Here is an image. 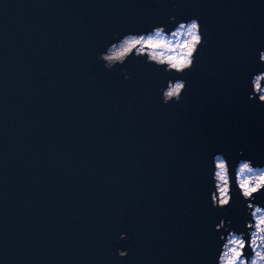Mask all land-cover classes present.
Returning a JSON list of instances; mask_svg holds the SVG:
<instances>
[{
	"label": "water",
	"instance_id": "1",
	"mask_svg": "<svg viewBox=\"0 0 264 264\" xmlns=\"http://www.w3.org/2000/svg\"><path fill=\"white\" fill-rule=\"evenodd\" d=\"M192 18L206 45L179 104L161 101L174 73L131 59L125 80L96 58L116 34ZM262 50L264 0H0V264H216L220 220L246 230L236 164L264 166V104L248 99Z\"/></svg>",
	"mask_w": 264,
	"mask_h": 264
},
{
	"label": "clouds",
	"instance_id": "2",
	"mask_svg": "<svg viewBox=\"0 0 264 264\" xmlns=\"http://www.w3.org/2000/svg\"><path fill=\"white\" fill-rule=\"evenodd\" d=\"M161 3L162 0H154ZM175 8L176 6L173 5ZM172 21L175 17L171 18ZM206 45L200 21L192 18L179 22L170 32L166 26L160 25L149 32H129L120 36L116 34L114 42L97 54V60L112 71L120 67L125 80L132 75L123 66L131 59L142 60L144 63L162 68L165 73H174L176 79H169L166 87L160 88L161 101L164 105L179 104L187 88V81L181 79L190 71L196 61L199 49ZM259 60L264 63V50L259 53ZM252 91L248 96L259 104H264V71L254 74L251 78ZM239 155L243 156L241 151ZM212 176L215 191L211 194L212 207L227 208L233 199V169L223 153L213 157ZM235 187L241 198L247 202L245 210V231H236L231 221L220 220L216 231L221 234L219 254L216 264H264V207L255 203L257 197L264 192V166L253 163L251 159H241L235 167ZM128 241L130 237L122 232L117 238ZM141 241L138 239L137 243ZM130 249L115 248L110 255L121 259L129 255Z\"/></svg>",
	"mask_w": 264,
	"mask_h": 264
}]
</instances>
